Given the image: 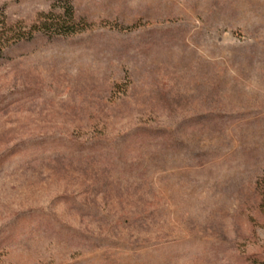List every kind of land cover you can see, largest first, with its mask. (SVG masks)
Segmentation results:
<instances>
[{
	"label": "rangeland",
	"instance_id": "374dc122",
	"mask_svg": "<svg viewBox=\"0 0 264 264\" xmlns=\"http://www.w3.org/2000/svg\"><path fill=\"white\" fill-rule=\"evenodd\" d=\"M0 264L264 258V0H0ZM63 19V18H62Z\"/></svg>",
	"mask_w": 264,
	"mask_h": 264
},
{
	"label": "trees",
	"instance_id": "16d2710c",
	"mask_svg": "<svg viewBox=\"0 0 264 264\" xmlns=\"http://www.w3.org/2000/svg\"><path fill=\"white\" fill-rule=\"evenodd\" d=\"M66 7L63 9V15L58 19H53L50 17L51 14H48L46 18L43 19L42 23L38 25L31 26L30 30L26 35L24 33H14L15 31H11L10 27H7L3 20H0V54L3 50L7 48L9 45V41L18 42L23 39H30L36 33H43L48 35L55 36H68L73 33L72 31V9L70 4L65 5ZM63 18V19H62ZM256 264H264V258L256 261Z\"/></svg>",
	"mask_w": 264,
	"mask_h": 264
}]
</instances>
